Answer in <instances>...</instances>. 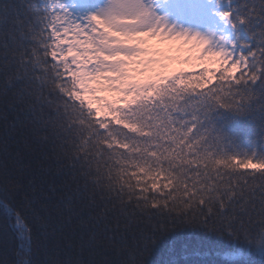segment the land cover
Masks as SVG:
<instances>
[{
  "label": "snow or ice",
  "instance_id": "6c2138e0",
  "mask_svg": "<svg viewBox=\"0 0 264 264\" xmlns=\"http://www.w3.org/2000/svg\"><path fill=\"white\" fill-rule=\"evenodd\" d=\"M0 264H264V0H0Z\"/></svg>",
  "mask_w": 264,
  "mask_h": 264
},
{
  "label": "trees",
  "instance_id": "16d2710c",
  "mask_svg": "<svg viewBox=\"0 0 264 264\" xmlns=\"http://www.w3.org/2000/svg\"><path fill=\"white\" fill-rule=\"evenodd\" d=\"M186 240V242L188 244H191L193 246H196L198 249L201 248L202 246V241L200 238L195 237V236H188L186 238H184ZM212 247H219V245H212ZM208 251V246L206 244L203 245V251L202 254L200 256L201 259H205L208 258L207 256L204 255V253H206ZM213 255H215V253H213ZM162 258H166L163 256V254L161 256L158 257V259H162ZM184 258V257H182ZM220 259H223V256L219 257Z\"/></svg>",
  "mask_w": 264,
  "mask_h": 264
}]
</instances>
